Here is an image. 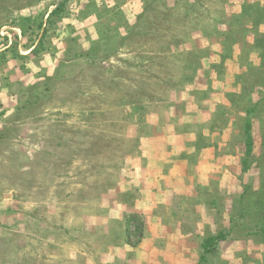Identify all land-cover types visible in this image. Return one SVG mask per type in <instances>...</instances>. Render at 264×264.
<instances>
[{
    "label": "rangeland",
    "instance_id": "374dc122",
    "mask_svg": "<svg viewBox=\"0 0 264 264\" xmlns=\"http://www.w3.org/2000/svg\"><path fill=\"white\" fill-rule=\"evenodd\" d=\"M0 264H264V0H0Z\"/></svg>",
    "mask_w": 264,
    "mask_h": 264
},
{
    "label": "trees",
    "instance_id": "16d2710c",
    "mask_svg": "<svg viewBox=\"0 0 264 264\" xmlns=\"http://www.w3.org/2000/svg\"><path fill=\"white\" fill-rule=\"evenodd\" d=\"M64 5H65V2L64 1L59 2L57 4V6L49 13L48 20H50V17L51 16H54L56 14H59L63 10ZM39 26L42 28L43 27L42 23ZM44 32H46V29H44ZM43 35H44V33H43ZM43 35L41 36L38 45H36L35 47H31L30 48L29 54H33L34 55V54H36L39 51V45L42 44ZM8 48H10V47H8ZM251 128H252V123L250 121H247L246 128H245V132H246L245 143L247 145V149H246L247 154H251L252 153V148H253V144H254L253 136L251 134ZM224 238H225L224 237V233H219L216 236H208L207 238H205V240L203 242V245H202L203 246L204 253L201 256V258L202 259H205L206 258V254H210L213 251L215 245L220 240H222Z\"/></svg>",
    "mask_w": 264,
    "mask_h": 264
}]
</instances>
